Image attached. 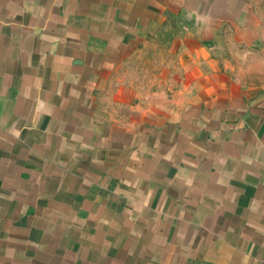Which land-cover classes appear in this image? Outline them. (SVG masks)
Here are the masks:
<instances>
[{"label": "crops", "instance_id": "1", "mask_svg": "<svg viewBox=\"0 0 264 264\" xmlns=\"http://www.w3.org/2000/svg\"><path fill=\"white\" fill-rule=\"evenodd\" d=\"M260 81L264 0H0V264H264Z\"/></svg>", "mask_w": 264, "mask_h": 264}, {"label": "rangeland", "instance_id": "2", "mask_svg": "<svg viewBox=\"0 0 264 264\" xmlns=\"http://www.w3.org/2000/svg\"><path fill=\"white\" fill-rule=\"evenodd\" d=\"M161 38L165 39L168 36H165V34L162 32L161 33ZM157 38V37H156ZM153 41H150L149 46L145 47L141 53H140V72H147L149 75H153L154 72H157V75L161 72L160 67H159V62L162 60V57L165 55V49H160V48H154ZM153 47V48H152ZM143 59L145 60V64L143 65ZM155 66V69H154ZM140 82L141 83H148L149 85H153L154 81L153 79H148V78H143L142 76L140 77ZM264 82V81H260Z\"/></svg>", "mask_w": 264, "mask_h": 264}]
</instances>
